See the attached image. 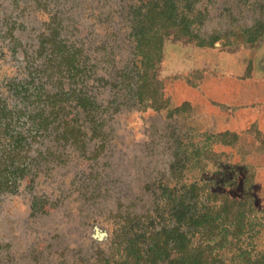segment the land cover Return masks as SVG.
I'll list each match as a JSON object with an SVG mask.
<instances>
[{"label": "rangeland", "instance_id": "rangeland-1", "mask_svg": "<svg viewBox=\"0 0 264 264\" xmlns=\"http://www.w3.org/2000/svg\"><path fill=\"white\" fill-rule=\"evenodd\" d=\"M263 33L264 0H0V264H154L192 184L198 207L248 199L264 259V125L235 67Z\"/></svg>", "mask_w": 264, "mask_h": 264}, {"label": "trees", "instance_id": "trees-1", "mask_svg": "<svg viewBox=\"0 0 264 264\" xmlns=\"http://www.w3.org/2000/svg\"><path fill=\"white\" fill-rule=\"evenodd\" d=\"M136 47L141 52L146 48L139 39ZM145 58L143 55L142 59ZM143 94L139 95L142 97L140 101H144ZM188 188L191 194L188 198L183 195L172 202L170 230L153 234L149 262L223 264L222 255L232 251L236 241L239 246L233 255L239 260L237 264H264V259L252 262L246 246H243L242 237L249 228L257 226L255 219L250 217L253 209L248 199H231L225 194L208 192L207 202L198 207L199 189L195 184Z\"/></svg>", "mask_w": 264, "mask_h": 264}, {"label": "crops", "instance_id": "crops-1", "mask_svg": "<svg viewBox=\"0 0 264 264\" xmlns=\"http://www.w3.org/2000/svg\"><path fill=\"white\" fill-rule=\"evenodd\" d=\"M235 54L237 56L235 67L240 69L241 74L251 70L245 78V85L252 90L250 94L255 97V104L250 105L254 106V111L260 116L264 125V33L255 41H249L247 38L244 43L236 47ZM241 119L242 115L237 114L235 118L231 117L228 121L232 125L234 121L238 122Z\"/></svg>", "mask_w": 264, "mask_h": 264}]
</instances>
